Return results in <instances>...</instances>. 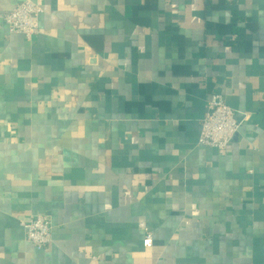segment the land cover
I'll list each match as a JSON object with an SVG mask.
<instances>
[{
  "label": "crops",
  "instance_id": "obj_1",
  "mask_svg": "<svg viewBox=\"0 0 264 264\" xmlns=\"http://www.w3.org/2000/svg\"><path fill=\"white\" fill-rule=\"evenodd\" d=\"M35 1L30 39L0 18V264H264V0Z\"/></svg>",
  "mask_w": 264,
  "mask_h": 264
},
{
  "label": "built area",
  "instance_id": "obj_2",
  "mask_svg": "<svg viewBox=\"0 0 264 264\" xmlns=\"http://www.w3.org/2000/svg\"><path fill=\"white\" fill-rule=\"evenodd\" d=\"M41 8L35 0H21L10 11L0 14L2 22L10 32L22 34L26 39L32 38L39 29ZM240 121L236 112L224 100L219 91L209 93L206 111L200 121L197 145L225 150L237 134ZM20 226L27 242L36 248H44L51 241L52 222L43 213L30 214L20 219ZM151 230L145 228L143 242L152 244Z\"/></svg>",
  "mask_w": 264,
  "mask_h": 264
},
{
  "label": "trees",
  "instance_id": "obj_3",
  "mask_svg": "<svg viewBox=\"0 0 264 264\" xmlns=\"http://www.w3.org/2000/svg\"><path fill=\"white\" fill-rule=\"evenodd\" d=\"M232 31H235L238 35L240 34V29L237 28V27H234V28L232 29Z\"/></svg>",
  "mask_w": 264,
  "mask_h": 264
}]
</instances>
